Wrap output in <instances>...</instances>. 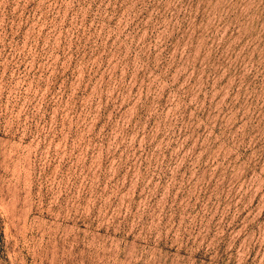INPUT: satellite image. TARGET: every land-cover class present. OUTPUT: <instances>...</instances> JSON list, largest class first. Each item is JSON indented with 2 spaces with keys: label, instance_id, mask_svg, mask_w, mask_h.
I'll return each instance as SVG.
<instances>
[{
  "label": "rangeland",
  "instance_id": "374dc122",
  "mask_svg": "<svg viewBox=\"0 0 264 264\" xmlns=\"http://www.w3.org/2000/svg\"><path fill=\"white\" fill-rule=\"evenodd\" d=\"M0 264H264V0H0Z\"/></svg>",
  "mask_w": 264,
  "mask_h": 264
}]
</instances>
